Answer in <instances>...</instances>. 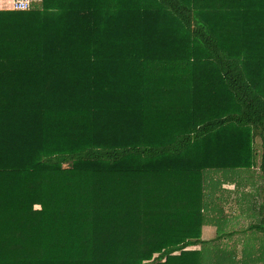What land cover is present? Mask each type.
<instances>
[{
	"label": "trees",
	"instance_id": "trees-1",
	"mask_svg": "<svg viewBox=\"0 0 264 264\" xmlns=\"http://www.w3.org/2000/svg\"><path fill=\"white\" fill-rule=\"evenodd\" d=\"M252 166L264 0L0 9V264H254L221 244L236 230L202 238L204 171Z\"/></svg>",
	"mask_w": 264,
	"mask_h": 264
},
{
	"label": "crops",
	"instance_id": "crops-1",
	"mask_svg": "<svg viewBox=\"0 0 264 264\" xmlns=\"http://www.w3.org/2000/svg\"><path fill=\"white\" fill-rule=\"evenodd\" d=\"M4 3H7V0H0V9H5L3 8V6L5 5ZM204 175L205 184L206 186L210 187L209 185H207V182H209V180H212V178L209 177L214 176L213 179L214 181H216V179L219 178L217 176L222 175V172H218L213 169H207L204 171ZM236 175L240 176V178L235 179ZM235 176H233V181H225L220 186L212 187L220 189V194L218 195L219 200L216 201L217 211L215 215L213 214L211 215V217H208V223L202 226V238L205 240L214 238L216 236L218 225H222L223 232L236 230V233L231 237L239 234L240 232H249V238H242L238 240L241 242L243 241L241 243L243 249L242 251L238 252L237 256H242L246 244L248 245L247 253L250 254V256H252V258L254 259V264H264L261 259V257H264V233L258 232L254 229H249V226L251 224L257 223L259 221V214L257 210L259 204L262 203V195L264 193V178L258 166H252L250 169L237 171ZM245 200H250L249 206L247 205ZM230 207L236 208L237 211L234 210L232 212V208ZM246 207H250L255 220L252 221V223H250L247 228L232 229L233 226L240 225V222L238 221L242 219L239 218L241 215L240 209ZM229 209L231 210L229 211ZM255 213L257 215V218Z\"/></svg>",
	"mask_w": 264,
	"mask_h": 264
},
{
	"label": "rangeland",
	"instance_id": "rangeland-1",
	"mask_svg": "<svg viewBox=\"0 0 264 264\" xmlns=\"http://www.w3.org/2000/svg\"><path fill=\"white\" fill-rule=\"evenodd\" d=\"M5 1V0H4ZM258 144H259V140H258ZM258 150H259V147H258ZM260 152V151H259ZM214 177V176H213ZM213 177H209V178H212V180H209V182H207V185H209L210 187H217V186H220L223 182H225L224 180V176L222 175H218L217 177H219L218 179H216V181H214ZM216 178V176H215ZM236 178H240V176H235V179ZM249 201L250 200H245V202L247 203V205L249 206ZM232 208V212L235 210L237 211L236 208L234 207H230ZM231 209H229L230 211ZM240 217L239 218H242L240 220H238L240 222V227L235 225L232 227L235 228V229H238V228H247L248 225L250 223H252V221L255 220L254 218V215L252 213V210H250V207H246V208H241L240 209ZM256 215V213H255ZM256 218H257V215H256ZM234 221V220H233ZM236 221V220H235ZM206 225V224H204ZM213 230V229H212ZM241 233V235H240ZM239 234L233 236V237H230V238H225L221 241V244L224 245V247L228 250V249H234L236 251V253L238 254V252L242 251L243 247L241 245V241H238L239 239H242V238H249L250 234L249 232H246V233H243V232H240Z\"/></svg>",
	"mask_w": 264,
	"mask_h": 264
},
{
	"label": "built area",
	"instance_id": "built-area-1",
	"mask_svg": "<svg viewBox=\"0 0 264 264\" xmlns=\"http://www.w3.org/2000/svg\"><path fill=\"white\" fill-rule=\"evenodd\" d=\"M41 0H7V3L3 8L15 10V11H25L29 10L34 2H38Z\"/></svg>",
	"mask_w": 264,
	"mask_h": 264
}]
</instances>
